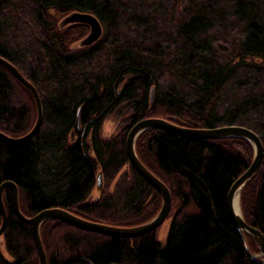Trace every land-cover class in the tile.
<instances>
[{"label":"trees","instance_id":"trees-1","mask_svg":"<svg viewBox=\"0 0 264 264\" xmlns=\"http://www.w3.org/2000/svg\"><path fill=\"white\" fill-rule=\"evenodd\" d=\"M71 13L94 16L100 39L76 50L89 29L60 28ZM0 58L33 85L42 105L31 139L0 138V186L17 187L23 216L61 209L118 228L150 221L161 199L130 167L125 141L136 123L160 119L257 135L262 163L241 191L240 208L264 237V0H0ZM108 117L119 121V132L104 140ZM35 120L29 91L0 65V132L22 137ZM135 152L171 196L165 244L156 231L118 239L49 221L40 228L46 264H263L247 255L226 206L252 162L247 141L150 130ZM98 173L103 190L91 201ZM2 201L0 264H37L31 229L13 214L9 189Z\"/></svg>","mask_w":264,"mask_h":264},{"label":"water","instance_id":"water-1","mask_svg":"<svg viewBox=\"0 0 264 264\" xmlns=\"http://www.w3.org/2000/svg\"><path fill=\"white\" fill-rule=\"evenodd\" d=\"M73 24H82L86 25L89 28V34L79 43L80 48L88 47L94 44L100 39L102 35V28L100 23L94 16L90 14L73 13L62 19L59 25L60 28H64ZM0 65L5 67L13 75V77L29 91L35 104L36 121L33 128L26 136L20 139H11L0 133V138L10 144L23 143L31 139L37 133L41 126V101L35 88L29 82H27L10 63L0 58ZM152 95L153 89H151L150 91V102L152 99ZM150 130H159L165 133L172 134L176 137L191 140L209 141L226 138H240L247 141L251 145V148L253 150L252 162L248 169L234 181L231 188L229 189L226 198V206L228 215L241 238L247 255L251 259H254V257L251 256L250 252L247 249L245 235L250 237L255 243L258 250V255L256 256L260 258L262 260V263L264 264V237L244 221L240 208L241 191L258 172L262 163L263 147L256 134L246 128L237 126L202 130L180 127L160 119H144L130 128L125 141V151L129 165L143 181H145L158 193L161 199V206L158 213L145 224L130 228L111 227L83 220L61 209H47L30 218H27L22 215L18 207L17 187L11 182H5L0 186V215L2 218L0 225V236L4 232L7 225V216L2 202V194L6 188H8L11 193V207L14 215L22 223L28 225L31 229L32 240L37 256V264H46V256L40 239V228L44 223L49 221H59L69 227L75 228L82 232L99 234L102 236L118 239H135L155 232L169 216L171 209V196L165 185L141 163L135 152V143L138 137L144 132ZM96 181V189L98 192H101L103 190V186L100 173H98ZM237 193L239 194L238 213L235 212L233 205L234 198ZM0 244L2 245V243Z\"/></svg>","mask_w":264,"mask_h":264},{"label":"rangeland","instance_id":"rangeland-1","mask_svg":"<svg viewBox=\"0 0 264 264\" xmlns=\"http://www.w3.org/2000/svg\"><path fill=\"white\" fill-rule=\"evenodd\" d=\"M61 21V20H60ZM60 23V22H59ZM102 28V27H101ZM103 32V30H102ZM79 43V42H78ZM78 43H76L75 45V49L78 50L80 49ZM78 122V123H77ZM119 121H117L115 118L113 117H108L106 118L102 125H101V129H100V137L102 139H109L111 137H114L118 132H119ZM80 129V125H79V121L77 119L76 121V130L78 131ZM250 145V144H249ZM251 146V145H250ZM123 172H128L127 168L123 169ZM112 187V186H111ZM111 192V191H110ZM97 196V191L96 189H94L93 193L90 196V200H94V198ZM171 222V217H167L166 221L156 230V240L161 244L164 245L165 244V239L167 236V232H168V227L169 224ZM246 240V239H245ZM248 241V242H247ZM0 243H2L0 241ZM255 243H253L250 239L246 240V245H249L251 247H248V251L250 252V254L253 253V257L254 259H258V257L256 255H258V250L257 247H253ZM1 248V247H0ZM2 250V248H1ZM3 253V258L7 261H11L9 259V257L4 253V251H2Z\"/></svg>","mask_w":264,"mask_h":264},{"label":"bare ground","instance_id":"bare-ground-1","mask_svg":"<svg viewBox=\"0 0 264 264\" xmlns=\"http://www.w3.org/2000/svg\"><path fill=\"white\" fill-rule=\"evenodd\" d=\"M71 14H73V13H71ZM71 14H69V15H71ZM65 18V17H64ZM64 18H62V19H64ZM62 19H61V21H62ZM60 21V22H61ZM99 22V21H98ZM60 24V23H59ZM67 27V26H66ZM89 29V28H88ZM89 34V31H88V33L86 34V36ZM85 36V37H86ZM84 37V38H85ZM83 38V39H84ZM82 39V40H83ZM79 43H80V41H79ZM79 43H78V45H79ZM84 48V47H83ZM4 60V59H3ZM13 66V65H12ZM14 67V66H13ZM15 68V67H14ZM20 74V73H19ZM22 76V75H21ZM23 77V76H22ZM24 78V77H23ZM25 79V78H24ZM26 80V79H25ZM27 81V80H26ZM28 82V81H27ZM22 85V84H21ZM33 86V85H32ZM31 95V94H30ZM32 97V96H31ZM79 113V112H78ZM79 114H77V116H78ZM79 117V116H78ZM36 121V120H35ZM42 124V123H41ZM1 133V132H0ZM2 134V133H1ZM28 134V133H27ZM26 134V135H27ZM169 134V133H168ZM26 135H24V136H26ZM170 135H172V134H170ZM24 136H22V137H24ZM174 136V135H173ZM22 137H19V138H15V139H20V138H22ZM101 182H102V186H103V180H102V177H101ZM96 185H97V181H96ZM96 185H95V188L94 189H96ZM6 189H8V188H6ZM96 191H97V189H96ZM102 192V191H101ZM101 192H98L97 191V196L94 198V199H96L97 197H98V194H101ZM3 195V194H2ZM3 202V201H2ZM12 204V203H11ZM233 205H234V210H235V212L236 213H238L239 212V194L237 193L236 195H235V198H234V202H233ZM18 207H19V199H18ZM12 208V207H11ZM4 210H5V208H4ZM12 212H13V210H12ZM5 213H6V211H5ZM14 214V213H13ZM1 216V215H0ZM7 216V215H6ZM1 221H2V218H1ZM247 248H248V245H247ZM251 256H253V253L251 254Z\"/></svg>","mask_w":264,"mask_h":264}]
</instances>
